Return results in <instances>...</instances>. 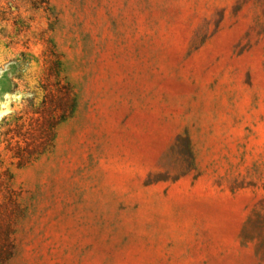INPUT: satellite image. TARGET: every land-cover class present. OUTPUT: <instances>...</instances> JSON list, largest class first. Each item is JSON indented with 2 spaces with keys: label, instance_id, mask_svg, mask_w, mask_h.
I'll use <instances>...</instances> for the list:
<instances>
[{
  "label": "rangeland",
  "instance_id": "1",
  "mask_svg": "<svg viewBox=\"0 0 264 264\" xmlns=\"http://www.w3.org/2000/svg\"><path fill=\"white\" fill-rule=\"evenodd\" d=\"M0 189V264H264V0H0Z\"/></svg>",
  "mask_w": 264,
  "mask_h": 264
},
{
  "label": "trees",
  "instance_id": "2",
  "mask_svg": "<svg viewBox=\"0 0 264 264\" xmlns=\"http://www.w3.org/2000/svg\"><path fill=\"white\" fill-rule=\"evenodd\" d=\"M7 194L8 195H6V196L4 195L3 197L11 199V197H12L11 193L9 191H7ZM1 222L2 221H0V224H1ZM9 244H10L9 232L8 231L6 232L5 230H0V262L7 259V257L9 256V254H10Z\"/></svg>",
  "mask_w": 264,
  "mask_h": 264
}]
</instances>
